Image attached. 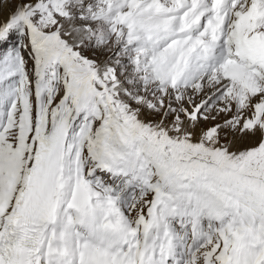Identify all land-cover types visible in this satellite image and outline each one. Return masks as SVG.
<instances>
[{
	"label": "snow or ice",
	"instance_id": "6c2138e0",
	"mask_svg": "<svg viewBox=\"0 0 264 264\" xmlns=\"http://www.w3.org/2000/svg\"><path fill=\"white\" fill-rule=\"evenodd\" d=\"M0 264H264V0H0Z\"/></svg>",
	"mask_w": 264,
	"mask_h": 264
}]
</instances>
